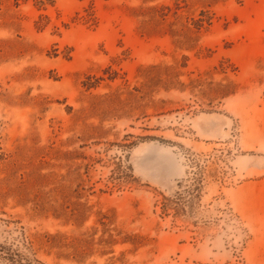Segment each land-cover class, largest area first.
I'll use <instances>...</instances> for the list:
<instances>
[{
  "label": "rangeland",
  "instance_id": "obj_1",
  "mask_svg": "<svg viewBox=\"0 0 264 264\" xmlns=\"http://www.w3.org/2000/svg\"><path fill=\"white\" fill-rule=\"evenodd\" d=\"M0 264H264V0H0Z\"/></svg>",
  "mask_w": 264,
  "mask_h": 264
},
{
  "label": "bare ground",
  "instance_id": "obj_2",
  "mask_svg": "<svg viewBox=\"0 0 264 264\" xmlns=\"http://www.w3.org/2000/svg\"><path fill=\"white\" fill-rule=\"evenodd\" d=\"M211 118H212V117H211ZM213 119H214V118H213ZM164 149H165V148H163V147L161 148V150H163V151H164ZM183 172H184V168H183V167H179V169H178V174L181 175Z\"/></svg>",
  "mask_w": 264,
  "mask_h": 264
}]
</instances>
